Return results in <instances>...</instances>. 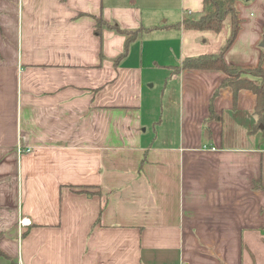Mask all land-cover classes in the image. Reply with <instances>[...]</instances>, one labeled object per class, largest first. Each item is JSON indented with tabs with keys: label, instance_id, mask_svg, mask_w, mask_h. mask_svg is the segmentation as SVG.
<instances>
[{
	"label": "crops",
	"instance_id": "0c3cea01",
	"mask_svg": "<svg viewBox=\"0 0 264 264\" xmlns=\"http://www.w3.org/2000/svg\"><path fill=\"white\" fill-rule=\"evenodd\" d=\"M202 8L0 0V264H264V113L181 68L229 37L175 25ZM236 8L224 60L264 67V0Z\"/></svg>",
	"mask_w": 264,
	"mask_h": 264
},
{
	"label": "trees",
	"instance_id": "16d2710c",
	"mask_svg": "<svg viewBox=\"0 0 264 264\" xmlns=\"http://www.w3.org/2000/svg\"><path fill=\"white\" fill-rule=\"evenodd\" d=\"M237 0H203V8L198 16L186 14L181 22L176 23L178 27L196 30H213L218 32L225 22L230 23L229 37L217 53L201 54L183 59L182 69H217L226 74V78L221 82L219 88L229 86L233 89L234 100L238 89L246 88L256 94L257 104L256 112L264 113V67L261 64L257 66L229 65L224 60V51L232 44L239 29L240 19L236 8ZM114 29L116 32L124 34L129 40L136 31L122 29L116 23L108 24L102 18L96 20L95 31L100 34L102 26ZM243 74L259 76L262 80L260 83L253 82L244 78ZM218 93L215 91L214 96ZM254 187L264 190L261 183H255ZM91 193V192H88Z\"/></svg>",
	"mask_w": 264,
	"mask_h": 264
},
{
	"label": "rangeland",
	"instance_id": "374dc122",
	"mask_svg": "<svg viewBox=\"0 0 264 264\" xmlns=\"http://www.w3.org/2000/svg\"><path fill=\"white\" fill-rule=\"evenodd\" d=\"M151 92L153 94V98L156 100V105L154 104V106L158 107V103L160 102V87L154 86ZM157 114L161 115L160 112H158ZM159 115H158L157 119H159V117H160ZM157 121H159V120H157ZM262 129H264V128H262Z\"/></svg>",
	"mask_w": 264,
	"mask_h": 264
},
{
	"label": "built area",
	"instance_id": "2783aa9c",
	"mask_svg": "<svg viewBox=\"0 0 264 264\" xmlns=\"http://www.w3.org/2000/svg\"><path fill=\"white\" fill-rule=\"evenodd\" d=\"M19 150L21 151V148H19ZM18 223L21 227H25L30 225V219L27 217H21Z\"/></svg>",
	"mask_w": 264,
	"mask_h": 264
},
{
	"label": "water",
	"instance_id": "95a60500",
	"mask_svg": "<svg viewBox=\"0 0 264 264\" xmlns=\"http://www.w3.org/2000/svg\"><path fill=\"white\" fill-rule=\"evenodd\" d=\"M262 46H264V44H262Z\"/></svg>",
	"mask_w": 264,
	"mask_h": 264
}]
</instances>
